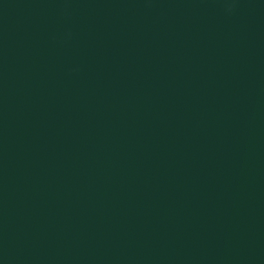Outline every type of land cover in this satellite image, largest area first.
I'll use <instances>...</instances> for the list:
<instances>
[{"label":"water","instance_id":"obj_1","mask_svg":"<svg viewBox=\"0 0 264 264\" xmlns=\"http://www.w3.org/2000/svg\"><path fill=\"white\" fill-rule=\"evenodd\" d=\"M0 264H264V0H0Z\"/></svg>","mask_w":264,"mask_h":264}]
</instances>
